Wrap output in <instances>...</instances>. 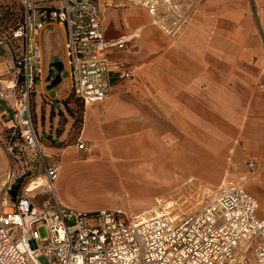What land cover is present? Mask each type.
<instances>
[{"label":"built area","instance_id":"obj_1","mask_svg":"<svg viewBox=\"0 0 264 264\" xmlns=\"http://www.w3.org/2000/svg\"><path fill=\"white\" fill-rule=\"evenodd\" d=\"M143 6L151 23L170 38L185 28L197 0H129ZM20 19L11 32L12 78L0 97L14 95L11 136L0 137L10 173L0 190V264H264V220L258 201L242 185L222 188L199 211L176 217L165 211L140 218L120 209L79 211L52 199L36 204L26 192L53 194L59 161L47 160L33 122L31 94L46 79L43 31L62 28V51L70 90L84 104L101 103L112 80L133 77L128 60L112 61L117 50H131L134 33L107 40L99 0H17ZM76 148L91 147L78 138ZM42 168L44 183L25 187L14 200L8 189L18 177L32 176L31 162ZM248 166H255L254 160ZM36 182L35 180L31 183ZM29 184V185H30ZM54 195V194H53ZM42 227L46 236L41 237Z\"/></svg>","mask_w":264,"mask_h":264},{"label":"crops","instance_id":"obj_2","mask_svg":"<svg viewBox=\"0 0 264 264\" xmlns=\"http://www.w3.org/2000/svg\"><path fill=\"white\" fill-rule=\"evenodd\" d=\"M197 1L183 31L170 38L151 23L143 6L129 0H99L107 40L139 30L133 49L110 55L112 61L128 60L133 77L114 78L106 100L83 107L77 135L94 154L81 159L73 143V150L59 153V168L81 170L88 167L87 161L122 152L124 146H135L142 156L173 159L181 166L198 159L199 146L219 145L232 159L256 161V171L264 177V0ZM59 32L63 43L62 28ZM11 78L12 57L0 46V90ZM61 82L60 75V81L47 88L46 79L37 80L33 95L34 125L45 140L53 139L49 147L53 152L61 150L56 141L72 126L62 101L71 92L69 76L65 88ZM13 100L10 91L7 98L0 97V137L13 124L9 105ZM123 153L129 156L130 152ZM107 168L118 173L115 167ZM130 168L129 174H140ZM10 170L0 147V188ZM41 176L35 183L44 182ZM132 179L131 183L140 180ZM53 194L64 206L97 210L94 205L77 204L55 181ZM257 216L264 220L262 212L257 211Z\"/></svg>","mask_w":264,"mask_h":264},{"label":"rangeland","instance_id":"obj_3","mask_svg":"<svg viewBox=\"0 0 264 264\" xmlns=\"http://www.w3.org/2000/svg\"><path fill=\"white\" fill-rule=\"evenodd\" d=\"M19 19L17 0H0V46L10 53V57H12L10 35ZM42 40L46 65L53 61L64 62L62 36L59 28L47 27L43 31ZM60 75L62 78L61 87L65 88L68 83L65 65H63ZM54 92L55 89H51V93L54 94ZM34 94L33 92L30 98L31 111ZM72 100L77 111L78 107L76 106H79L81 101L74 95H72ZM74 120L72 117L71 131L56 141L61 150L50 151L49 147L54 145L53 139L49 136L45 140L39 133L48 161L58 160L59 153L73 150L71 145L77 142L79 138L77 131L80 127ZM33 122L35 123V120ZM0 147H2L1 144ZM165 147L166 149L173 148L172 145ZM124 148L125 150L114 153L112 156L105 154L104 157H96L87 161L85 164L88 167L81 170H72L68 166L62 165L61 167L60 165L55 184H60L65 194L75 199L77 204L94 205L92 208L95 209L116 208L130 215L145 214L147 217L149 214L154 215L156 212L162 211L176 217L197 212L222 188L242 184L257 199L259 204L257 211L264 214V177L256 171L258 166L256 161H254L255 166L251 168L248 166L250 159L245 162L232 159L233 157L230 158L231 154L221 151V146L212 145L199 146L198 159L185 161L180 166L179 162L173 159L166 160L160 155L142 156L136 151L135 146L127 148L129 150L126 149V146ZM74 151L80 154L81 159L94 154L92 149L89 152L78 149H74ZM125 151L130 152L129 156L123 153ZM171 157H173V153ZM8 162L10 165L9 159ZM109 166L115 167L118 173H112L107 168ZM31 167L32 176L21 177L18 195L24 193L25 187L29 186L30 188L31 185H34L35 182L30 184L32 180L38 181L42 177V168L36 162H31ZM130 167L140 174L137 176L129 174ZM163 173L168 174L169 177L162 176ZM132 177L140 180L137 183H131ZM166 178L167 180L162 181ZM4 187L5 183L0 190ZM26 193L34 195L33 201L36 204H41L53 197L51 192L42 193L38 189ZM38 232L41 237L46 236L44 228L40 227ZM246 260L248 264H255L248 252Z\"/></svg>","mask_w":264,"mask_h":264},{"label":"trees","instance_id":"obj_4","mask_svg":"<svg viewBox=\"0 0 264 264\" xmlns=\"http://www.w3.org/2000/svg\"><path fill=\"white\" fill-rule=\"evenodd\" d=\"M72 95H74V94L72 92H70L68 97L62 101H63V104L67 108V113L75 119L74 121L77 123V126H78L81 124L83 102L77 96L74 95L76 98H78L81 101V104L79 103V106H76V107H78V110H77L78 112L75 110L76 109L75 106H73V107L67 106L68 102H73ZM10 131H11V126L6 130L4 135L7 137V139L14 140V137L11 136ZM20 187H21V177H18L14 180V182L11 184V186L8 189L10 199L14 200L17 196L20 195V194L18 195V193L20 191Z\"/></svg>","mask_w":264,"mask_h":264},{"label":"water","instance_id":"obj_5","mask_svg":"<svg viewBox=\"0 0 264 264\" xmlns=\"http://www.w3.org/2000/svg\"><path fill=\"white\" fill-rule=\"evenodd\" d=\"M50 65L52 68L46 77V80L49 82V84L47 85V88H52L60 81V72L63 68V63L61 61H53L50 63ZM53 72L55 73H54L53 78H51V75L53 74Z\"/></svg>","mask_w":264,"mask_h":264},{"label":"bare ground","instance_id":"obj_6","mask_svg":"<svg viewBox=\"0 0 264 264\" xmlns=\"http://www.w3.org/2000/svg\"><path fill=\"white\" fill-rule=\"evenodd\" d=\"M156 214H158V212H156ZM149 216H151V215L149 214ZM138 217H140V218H147V215H145V214H139Z\"/></svg>","mask_w":264,"mask_h":264}]
</instances>
